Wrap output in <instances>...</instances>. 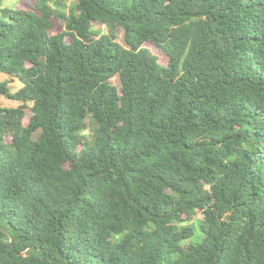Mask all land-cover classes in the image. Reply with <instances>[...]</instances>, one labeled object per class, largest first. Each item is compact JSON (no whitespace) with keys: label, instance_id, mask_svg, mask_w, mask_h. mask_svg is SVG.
I'll list each match as a JSON object with an SVG mask.
<instances>
[{"label":"trees","instance_id":"1","mask_svg":"<svg viewBox=\"0 0 264 264\" xmlns=\"http://www.w3.org/2000/svg\"><path fill=\"white\" fill-rule=\"evenodd\" d=\"M24 5L0 9L23 85L0 81L21 103L0 107V264H264V0Z\"/></svg>","mask_w":264,"mask_h":264},{"label":"rangeland","instance_id":"2","mask_svg":"<svg viewBox=\"0 0 264 264\" xmlns=\"http://www.w3.org/2000/svg\"><path fill=\"white\" fill-rule=\"evenodd\" d=\"M24 1L25 0H0V9L5 8V7L22 8V7H25ZM61 29H63V26H61L60 23L56 22V24L54 26V30H52V33L53 34L57 33ZM105 31H107L106 28H105ZM117 36H118V41L122 45H125L126 43H125V40H124V32L121 29L118 30V35ZM66 39H67V42L71 41L70 36H67ZM145 47L150 49L159 58V62L162 65H167L168 64L169 58H168L167 54L161 48H159L158 46H156V45H154V44H152L150 42L146 43ZM0 81L9 82V86H10L12 92L19 91L22 88V86H23L18 79H14V78H12L10 76H7L6 74H3V73H0ZM114 83L119 85L118 78L114 79ZM20 105H21L20 102L8 99V98H6L4 96H0V107H2V108H14V107H18ZM30 107H32V106L30 105ZM31 116H32V112H31V109L29 108V109H27V116L24 119L25 126L28 125ZM91 127H93V126H91ZM6 139H7L6 141L8 143L12 142L10 137H8ZM65 167L69 168V165H66Z\"/></svg>","mask_w":264,"mask_h":264}]
</instances>
